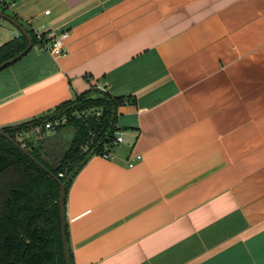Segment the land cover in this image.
Segmentation results:
<instances>
[{"label":"crops","instance_id":"obj_1","mask_svg":"<svg viewBox=\"0 0 264 264\" xmlns=\"http://www.w3.org/2000/svg\"><path fill=\"white\" fill-rule=\"evenodd\" d=\"M7 1L28 33L70 36L0 71V129L93 87L128 101L123 141L68 192L75 264H264V0ZM21 34L1 18L0 47Z\"/></svg>","mask_w":264,"mask_h":264},{"label":"trees","instance_id":"obj_2","mask_svg":"<svg viewBox=\"0 0 264 264\" xmlns=\"http://www.w3.org/2000/svg\"><path fill=\"white\" fill-rule=\"evenodd\" d=\"M9 3L0 0V8L7 13ZM33 45L51 43L42 33L38 40L30 30ZM28 40L21 34L0 47V64L25 50ZM128 101L112 96L96 87L60 104L52 113L28 122L4 127L11 138L19 141L59 180L53 178L25 155L10 140L0 135V264H66L59 207L60 182L66 184V199L70 187L88 161L97 155L110 153L120 129L119 109ZM66 118L54 131L65 128L73 131L66 150L47 137L34 141L48 130L49 121ZM22 133V138L19 137ZM67 239L71 264H75Z\"/></svg>","mask_w":264,"mask_h":264},{"label":"water","instance_id":"obj_3","mask_svg":"<svg viewBox=\"0 0 264 264\" xmlns=\"http://www.w3.org/2000/svg\"><path fill=\"white\" fill-rule=\"evenodd\" d=\"M0 17L2 19H5L15 26H17L23 35L26 36L28 40V46L25 50L20 52L15 57L11 58L10 60L0 64V71L7 66L15 63L19 59H21L29 50L33 47V40L31 35L13 18L9 17L1 8H0ZM0 135L4 136L8 140H10L15 146H17L25 155H27L31 160H33L36 164H38L43 170H45L47 173H49L53 178L56 180H59L58 177H56L46 166H44L40 161H38L30 152L26 149L25 146L21 145L19 141L11 138L9 135H7L3 130L0 129ZM65 199H66V184L63 182H60V195H59V207H60V216H61V224H62V241H63V250L65 255L66 264H71L70 259V251H69V244L67 239V219H66V209H65Z\"/></svg>","mask_w":264,"mask_h":264},{"label":"built area","instance_id":"obj_4","mask_svg":"<svg viewBox=\"0 0 264 264\" xmlns=\"http://www.w3.org/2000/svg\"><path fill=\"white\" fill-rule=\"evenodd\" d=\"M46 14H50V10L46 11ZM1 20V17H0ZM38 40H42V33L41 32H36ZM70 34L69 32H63L60 35H58L54 40L47 44L43 43L40 45L41 50L49 51L51 54L55 56H62L66 54L67 48H66V41L69 38ZM66 122V118H59L57 120L49 121L47 122L44 127L47 130H52L54 131L57 126L61 125L62 123ZM19 137L22 138V133H19ZM123 141V138L121 136H118L117 139L115 140V144L121 143ZM111 154H105L103 155L104 157H110ZM136 159H141V156H137ZM134 163L131 162L130 166H133Z\"/></svg>","mask_w":264,"mask_h":264}]
</instances>
